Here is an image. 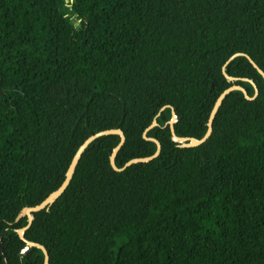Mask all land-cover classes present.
I'll use <instances>...</instances> for the list:
<instances>
[{
	"label": "trees",
	"instance_id": "trees-1",
	"mask_svg": "<svg viewBox=\"0 0 264 264\" xmlns=\"http://www.w3.org/2000/svg\"><path fill=\"white\" fill-rule=\"evenodd\" d=\"M73 18L78 22L74 23ZM264 0H0V264H264ZM210 139L217 98L232 85ZM163 109V110H162ZM4 252V254H3Z\"/></svg>",
	"mask_w": 264,
	"mask_h": 264
},
{
	"label": "water",
	"instance_id": "water-1",
	"mask_svg": "<svg viewBox=\"0 0 264 264\" xmlns=\"http://www.w3.org/2000/svg\"><path fill=\"white\" fill-rule=\"evenodd\" d=\"M238 56L246 57L249 60V62L253 65V67L259 72V74L264 79V72L258 67V65L252 60V58L246 54H241V53L235 54L228 60V62L226 64H228L230 61H232L234 58H236ZM223 74L229 82L243 81V82L250 83L253 86L254 91H255L254 96L250 97L248 92L246 91V89H244L242 86L237 85V84L232 85L231 87L224 90V92H222V94L217 98V100L213 106V109H212V111L209 115L208 121H207V131H206L205 135L203 136V138H201V139L191 138V137H179L176 135L174 124L177 122L178 118L176 117V113H175L174 109H172V119L169 121L168 124L170 126V130H171V134H172V140L178 144V147H180V148H196V147L202 146L203 144H205L210 139V137L213 133L214 120H215L225 98L229 94H231L232 92H234V91L242 92L244 97L249 101H252V100L257 98V96L259 94V90H258V87L253 80L246 79V78L231 77L227 74L225 66L223 67ZM157 126H158V123L156 121H153V123L147 128V130L143 134V138L145 140L153 142L156 144V152L153 155L145 157V158L132 159L129 162H127L122 168H119L116 165V157H117L118 152L120 151L121 147L124 145L125 140H126V137L121 130H119V129L106 130V131L96 133L95 135L89 137L79 147L76 154L74 155V157L70 163V166L66 172L65 180L62 183V185L56 191L52 192L39 205L34 206V207H26L20 212L16 221H19L20 219L27 217L28 218V224L26 227H24L22 229H18L17 233H18L19 237L26 242L28 247H35V248H38L42 251V253L44 255V264H50V256H49L48 250L41 244L26 240L24 237L25 231L32 225V223L34 221V214L35 213L41 212L43 210H49L50 207H52L55 204V202L57 200H59L60 197L65 193V191L67 190V188L69 187V185L73 179V176L76 172L77 166H78L83 154L88 149V147L94 141H96L97 139H99L101 137L108 136V135L120 136V142H119L118 146L113 150V152L110 156V164H111L114 171L123 172L124 170H126L127 168H129L130 166H132L134 164L149 163L152 160L156 159L160 155V152H161L160 142L154 138H150L147 136L148 131L153 129L154 127H157ZM0 246L2 247V244ZM3 254H4V252H3Z\"/></svg>",
	"mask_w": 264,
	"mask_h": 264
},
{
	"label": "rangeland",
	"instance_id": "rangeland-1",
	"mask_svg": "<svg viewBox=\"0 0 264 264\" xmlns=\"http://www.w3.org/2000/svg\"><path fill=\"white\" fill-rule=\"evenodd\" d=\"M73 22L77 23L78 22L77 18H73Z\"/></svg>",
	"mask_w": 264,
	"mask_h": 264
}]
</instances>
